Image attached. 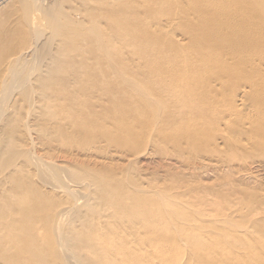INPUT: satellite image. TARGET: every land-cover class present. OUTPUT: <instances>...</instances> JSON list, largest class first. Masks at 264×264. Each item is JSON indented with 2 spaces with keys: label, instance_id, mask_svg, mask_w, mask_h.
<instances>
[{
  "label": "rangeland",
  "instance_id": "rangeland-1",
  "mask_svg": "<svg viewBox=\"0 0 264 264\" xmlns=\"http://www.w3.org/2000/svg\"><path fill=\"white\" fill-rule=\"evenodd\" d=\"M39 1L43 6L41 9L50 14L54 13L49 14V17L52 16L54 19L41 14L45 13L43 10L41 13L36 11L34 4L29 7L34 3L33 0H9L0 7V77L7 60H11L20 49L21 34L28 26L30 29L39 21L41 26L36 31L41 33V38L47 43L40 42L43 45H39L40 61L35 68L36 73L34 72L32 76L33 86L36 87L37 82H40L38 79L45 75L42 87H36L37 92L41 94L36 93L34 97V109L21 93L9 96L0 105V182L4 184L5 176H9V181L12 179L21 185L33 188L34 198L40 197L47 201L66 196L57 174H71V179L67 178V184L69 188L80 192L76 195L77 199L73 204L59 207L60 210L72 208L68 213H62L68 227L64 232L75 226L83 232L93 230L96 234H102L108 231L105 226L107 223L116 224L118 227L112 230L113 233H129L134 230L142 235L146 234L147 237H144L148 242H144V238H141L142 242L135 243L141 246L148 243L158 244L159 234L167 228L168 223L171 224L170 231H174L175 223L180 225L181 222L190 220L202 227V235L210 233L209 229L216 231L210 234L217 235L220 227L225 232L223 233L225 236L220 233L222 235L218 234L216 239L233 245V249L228 248L225 253H231L232 250L237 254V251L242 250L244 256L235 255L233 262L227 264H251L252 261L254 262L252 264H255V261L256 264H264V123L260 122V117L264 113L261 112V108L260 116L257 103L255 106L253 98L256 91L254 86L249 85L250 73L245 69L242 71L243 67L241 68V64L244 65L246 52H243V59L238 55L232 57L230 55L232 51L226 56L230 49L227 51L225 47L223 49L215 42L214 48L218 45L220 47L213 50L212 46L214 57L211 56L213 60L218 59L216 61L219 66L207 71L208 73L203 72L205 75H202L200 81L205 84V90L212 85L211 82L214 84L211 89L207 88V93H211L210 96L205 91L204 95L207 96H203L205 102L209 100L210 107L200 101V104L194 106V111L187 112L188 116L187 113L183 115L187 121L188 118L191 120L185 123L187 128L185 124H174L172 127V123L169 124L168 121L172 120L171 115L175 111L178 113L180 108L173 103V100L162 94L155 80L150 81L146 75L137 72L139 66L142 69L144 62L139 58L140 49L117 39L116 32L111 28L112 16L103 13L109 7L100 5L101 0ZM180 1L184 8L188 5V1L187 3L186 0ZM116 2L117 5L115 7L111 5L110 10L114 9L118 16H122V22L126 27H134L136 31L132 30L128 32L129 34L137 36L145 34L150 28L154 29L157 22H161L166 28L157 34L158 37L177 43L182 42L179 43L180 45L188 42L180 27L176 25L169 27L164 18L169 15L175 16L179 11L176 6L167 5L163 14L159 10H149L154 5V1L151 0H116L114 3ZM192 5L196 4L191 3L189 8L185 9L192 11ZM181 25L183 22L179 24ZM126 29L130 31L129 27ZM122 31L127 32L124 29ZM258 41L254 49L253 45L252 48H246L250 44L248 41L246 45L243 44V49L248 50V53L252 50L253 53L249 55L259 54L263 41L257 44ZM256 48L258 53L254 52L257 51ZM154 50L155 48L151 50L152 53ZM214 51L221 54L215 52V55ZM217 55L222 59L227 57L229 65L223 64L225 59L224 61L219 57L215 59ZM105 56L110 58V61L104 62ZM228 58L233 60L229 61ZM235 64L238 67H235ZM221 65L230 71L226 70V72ZM231 65L233 71L237 70L234 73ZM106 69L113 70L106 74ZM119 70H123L124 73L119 74ZM83 72L88 75L84 76L77 85L72 86V74ZM243 73L247 77H244ZM121 78L123 81L127 79L125 82L128 83L127 95L123 99V96L121 97L111 85ZM222 78L225 80H222L224 84L222 83L221 86L219 80ZM96 80L97 85L94 84V88L90 90ZM217 80L218 86L215 84ZM261 80L264 81V76L259 72L255 81L259 83ZM206 82L209 84L206 85ZM28 84L26 85L29 86ZM109 85L111 87L108 88ZM244 85L245 89H243ZM251 87L253 90L250 89ZM198 90L201 93L197 88ZM236 90L239 91L238 95L235 94ZM197 91L190 93L189 99L196 97ZM51 92L54 94H50ZM140 92L145 93L142 98ZM185 94L188 95L186 92ZM241 96L244 98L242 101ZM217 101L219 103L221 101L224 108L225 104L231 102L235 105L240 104L239 109L234 113L233 108L231 112L217 105V111L220 113L214 118L212 109ZM139 109L143 110L142 116L135 115V111ZM230 114L235 116L232 118ZM196 119L202 125L197 123ZM192 123L196 126V131ZM192 127L194 130H191ZM194 131L198 135L195 133L193 136L191 132ZM132 137L136 142L138 141L137 144L135 141L134 144L130 142ZM37 164L48 165L52 170L51 173L54 172L55 181L50 183L42 179ZM6 185L5 187H8ZM1 190L0 188V194ZM141 190H147L146 196L142 197ZM158 193L164 197L166 195L176 197L170 202L169 207L176 209L180 214L167 216L159 210L160 208L157 209L153 202ZM200 212L205 213L206 220L203 221L195 216ZM113 214L115 215L112 216ZM216 215L221 218L219 221H224L222 218L231 221L232 227H229L231 224H226V221H222L223 223L218 221L217 224ZM226 215L230 220L225 217ZM206 223L210 226L208 230L203 228ZM253 224L255 226H252ZM145 226L152 227L150 230L152 229L154 234L148 235ZM246 230L249 233H245ZM232 231H234L232 236L235 234V237L227 238L226 234H231ZM244 233L245 235L242 236ZM254 233L259 236V240H252L257 237ZM246 234L249 236L247 237ZM237 235L241 240L250 238V243L245 247L241 246L236 242L237 239L241 241ZM171 238L173 236H169V239ZM175 238L171 240L176 244ZM64 242L66 245L70 244L68 250L73 249L74 242L71 240ZM187 242V240L177 241L179 245L189 247ZM124 246L128 249V244ZM161 249L159 252L161 254L154 255L155 258L170 254L172 256L174 251L172 249L170 252L169 246ZM189 250L191 249H188L182 258V264H190L188 261L191 257L190 261L193 260V253ZM113 253L109 250L104 256L108 257ZM257 254L263 262H257ZM195 259L191 263L198 264ZM219 261L217 260L218 264L222 262Z\"/></svg>",
  "mask_w": 264,
  "mask_h": 264
},
{
  "label": "bare ground",
  "instance_id": "bare-ground-1",
  "mask_svg": "<svg viewBox=\"0 0 264 264\" xmlns=\"http://www.w3.org/2000/svg\"><path fill=\"white\" fill-rule=\"evenodd\" d=\"M7 1L9 0H0V7L1 5L5 4ZM115 1L116 0H111V1L101 0L99 4L109 7V9H107L103 13L104 15L112 16L113 21L111 23V28L114 29V31L116 32L117 39H119V41H121L122 43L124 42L132 46L139 47L140 49L139 58L142 59V61L144 62H142V69L139 66V69L137 68L138 69L137 72L138 73L140 72L146 75L147 76L146 78L150 79V81L151 79L153 82L155 80L159 84L162 94L169 100H173V103H175V105L180 108L178 110V113L175 111L171 115L172 120L168 121L169 124L172 123V127L174 124L179 125V124H185L187 122L189 123V121L191 122L190 118H188L189 121H187L186 120L187 118H184L183 115H185V113H187L188 111H194V106L198 103L200 104V101L203 102V104L205 105H208V106L210 105V102H208L209 100L205 102V98L203 99V96H207L208 94L207 88L211 89L214 84L211 82L210 83L212 84L210 85L211 87L209 86L210 88L207 87L205 90V87H204L205 84H202V82L200 81H201L202 75H205L203 74V72L206 73L209 70L218 68L219 63H217L218 59L216 58L219 57L220 59H222V57L219 55L215 57L217 61L212 59L214 57V54H213L211 47L215 44V42L221 45L222 48L225 47L226 50L230 49L228 53L225 50V52L227 53L226 56H228L230 52L232 51L230 54L232 57L233 55H238L240 56V59H243L242 58V56L244 57L243 52H246L245 53L246 58L244 59V63H243L244 65L242 66L241 64V68L243 67L242 71L243 69H245L246 72L250 73L249 78L251 77L250 79L251 81L249 85L254 86L256 93L258 92L257 96H256V93L254 92L255 95L253 99L255 100V106L257 103V110L260 112L262 108L261 112L264 113V81L261 80L259 83L255 81V78L257 77L259 72H261V75L264 76V50L262 49L264 48V35H263L264 33V0H186L185 3H187L188 1V5H186L185 8H189L188 6L191 3L196 4V5H192V11L186 10L183 6V3L180 0H151V1H154V5L149 9L151 11L159 10L160 13H163L165 7L170 4L176 6V8L179 9L178 13L175 16L169 15L164 18H166V22L167 24H169V27H172L175 25L180 27V30L184 33V36H186L185 37L186 40L189 42V43L183 42L184 43L183 45L179 44L182 42L177 43L169 39L164 40L160 38V36L159 37L157 36L159 32L163 31V29L166 28L165 25L161 22L160 23L157 22L154 26L155 28L154 29L150 28L149 32H146L145 34H142V35L138 34V36L129 34L128 32H131L132 30H134V27L128 26L130 31L126 29L128 27H126L125 23L122 22V16L120 15L118 16L117 13L114 11V9L112 11L110 10V8L112 9L111 5H114L113 7L117 5V2L116 4L114 3ZM33 2L34 3H31V6L29 7H32V4H34L35 6L34 5L33 6L35 7V10L41 13V10H43L41 9L43 7L41 6V2L39 0H33ZM121 6H123L122 3H121ZM90 8H92V6ZM83 13L85 12L83 11ZM92 13L90 12V14ZM41 14H44L45 16L49 17L50 13H47V11H45V13H41ZM53 14L54 13L50 15H53ZM50 18L54 19L52 18V16L49 17V19ZM182 22H183V25L179 26V24H181ZM40 26H41V23L38 21L34 23V25L30 29H29L30 26H28L26 30H24L23 32L21 31L22 34H21L20 46H19L20 49L15 53V55L13 56L11 60L10 59L9 61L7 60V65L3 69L4 72L2 76L0 77V105L4 103V101H6L7 98H9V96L11 97L14 94L21 93V95L24 94V96L26 97V100L30 104V107L34 109V102H33L34 97H36L35 96L36 93L41 94L37 92L36 87H42L41 84L43 83L44 78H45V75H42L41 76L42 79L40 80L41 77L38 79L40 82H37V86L36 87L33 86L32 82L34 80H32V78L34 77L32 76L34 75L33 73L34 72L36 73L37 71V70L35 71V68L37 67L39 63L38 61H40L39 60L40 58L39 45L41 44L40 42L43 41V38H41V33L36 31L37 28H39ZM92 27L90 28L92 29ZM104 27L106 28V26ZM50 28L52 27L50 26ZM122 29L127 30V32L122 31ZM258 34L260 35L258 36ZM258 40L261 42L263 41L262 43L263 47L260 48L261 51L259 52V54L254 53L255 54L254 56L249 55V53H251L252 50L248 53V50L245 51L243 49V44L245 43L244 45H246L248 41L250 42L251 45L248 44L249 46H246V48L247 47L252 48L251 46L253 45V49H254V45ZM45 41L46 40H44L43 42ZM259 41L257 44H259ZM44 44H47V43L45 42ZM218 46L216 48H214L213 46L212 47L213 50L220 47ZM153 48H155V50L152 53L151 50H153ZM255 50L257 51H254V52L258 53V49L256 48ZM240 51L242 52L240 53ZM215 52L216 51H214V53ZM218 54H221V53L219 52ZM211 55H213V57ZM27 57L30 59H28ZM226 58L227 57H224L222 61H224V59L226 60ZM109 59L110 58H106L105 56L103 61L107 62ZM230 59L233 60L232 58H228L229 61ZM214 61H216L217 64H215ZM224 63L226 65H229L227 60L224 61L223 64ZM235 65H234L235 67H238L237 64ZM238 65L240 66V64ZM221 68H224L225 71L226 70L230 71V69H226L227 67H225L224 65H221ZM233 69L234 68L232 66L231 70L233 73L237 71L236 69L235 71H233ZM106 70H107L106 74L107 73L109 74L111 70L113 69H106ZM113 72H116V71H113ZM120 73L123 74L124 73L123 70H119V74ZM237 74L239 75V73ZM87 75L88 74L86 72L73 73L72 74L73 76L72 86L77 85L79 81L81 82L82 78H84V76H87ZM244 77H247L246 74H244ZM99 78H101V76ZM223 78L220 79L221 81L219 80V83L221 84V86L223 83L222 80H225ZM125 80L123 81L121 78L118 80V82L111 84L118 91L120 96L121 97L123 96L122 99L125 98L127 95L126 88L128 86L127 85L128 83L125 82ZM97 83H98L97 80H96V83L93 82L92 84L93 86L91 88L89 87L90 90H92V88H94V84L97 85ZM206 83H207L206 85L209 84L208 82ZM219 83L217 80L215 84L218 86ZM26 84H28L29 86H27ZM89 85L90 84L88 82V86ZM111 85H109L108 88L111 87ZM72 86L69 85V87H72ZM47 87H48L47 89H49V86ZM197 88L200 89L201 93L199 92V90L197 91ZM243 89H245V85ZM243 89H241V91ZM250 89L253 90V87H251ZM238 90H236L237 92L235 93L237 95L239 93ZM195 91L198 92L196 97L193 96L191 97L192 99H189L188 97L189 94L190 93L192 94V92L194 93ZM204 91L207 94L204 95ZM142 92H140L141 98L145 94V93L143 94ZM185 92L188 93V95L185 94ZM50 94L53 95L54 93L51 92ZM184 94H185V97H183ZM237 95H236V102L238 98ZM209 96L208 98H211ZM217 97H218V94L215 96L216 100H217ZM234 98H235V95H234ZM242 98L243 96H241V101H242ZM230 101L233 102V100H230ZM241 101L239 97V102L241 103ZM232 102L227 105L225 104V108H226L225 109L224 106L221 105L222 104L221 101L220 103L217 101V104L213 106L212 116L216 118V114L220 113V111H217L218 110L217 105L219 107L223 106V109L225 110L229 109L231 110V112L233 108V112L234 113L237 112V109H239L240 104L236 103L235 105V103L233 104ZM142 111L140 109L139 111H135V115L142 116ZM240 112H242V110ZM261 112L259 113L260 116H261ZM232 114H230V116H232ZM187 116H188V113H187ZM220 116L223 118L222 115ZM197 120L198 119H196V122L201 124ZM260 122L264 123V115L260 117ZM186 126L187 124H185V127ZM185 127H184V130H185ZM194 127L196 131V126ZM218 127L220 128V125ZM191 130H194L193 127ZM195 131L194 133L191 132L192 135L193 134L195 135L196 133ZM196 135L198 134L196 133ZM134 141L136 142L135 138L132 137L130 142L134 144ZM37 167H39V169L37 170L42 179L50 183L55 181V178L53 177L54 172L51 173L52 170L50 167H48V165L37 164ZM57 175L61 179L59 183L63 185L62 186L64 190L63 192L66 194V196L57 197L55 198V200L48 199L47 201L45 199H41L40 197L34 198L35 192L33 188H30L28 185L27 186L26 185L24 186L23 184L21 185L15 181H12V179L11 181H9L10 180L9 176H5L6 181L4 184L3 182L2 183L0 182V188L2 189L1 194H0V200H1L0 202V264H182V258L186 255V252L188 251V249H191L189 251L193 253V260L190 261L192 257L189 261L187 260L188 262H190V264H193L191 262L194 261V258L197 259V260L195 259V261L198 264H210V263L218 264L217 260L218 261L220 260L219 263L222 261L223 264L224 263L227 264L228 262L232 261L235 258V255L244 256V254H242V250H240L241 252L237 251L238 252L237 254L235 253L236 251L232 252V250L230 251L231 253L224 252L228 248L233 249V245L232 244L228 245L226 243H223L222 242L223 240L219 241L216 239L218 238L217 237L218 234L225 233L224 231H222L220 227H219V230L216 229L217 231H219V233L217 232V235L216 234L213 235L210 233L213 232L214 230L209 229L210 226L206 223L207 225H204L205 227L203 228L207 230L209 229L211 232L210 233L207 232L208 234L203 233L204 235H202L201 233L203 231L202 227L198 226L196 223L191 222L190 220L183 221L181 222L180 225H178V223L176 225V223L174 222L175 223L174 231H170L171 224L168 223L167 228H164L159 234L160 241L158 244L148 243V244L141 245V246L136 245L135 243L142 242L143 240L141 238H144L145 240L144 242H148L147 239L145 238L147 237L146 234L143 233L144 235H142V233L140 234L138 232H135L134 230L133 232H129V233H124V232H114L113 233L112 230L118 227V225L116 224L111 225L107 223L105 226L107 228L106 230L108 231L102 234L100 233L96 234V232L93 230L92 231L84 230L83 232V231L78 230V228L75 226H72L71 228L68 229L67 232H64L65 230H67L68 227L66 225L67 224L66 219L62 213H68V211L72 210V208H68V209L66 208L64 210H60L59 207L63 205L68 206V205L73 204L75 199H77L76 195H79L80 191L69 188V184H67V178H70L71 174L64 175L62 173H59ZM7 183L11 185H8ZM5 185L8 187H5ZM107 188L109 189V187ZM146 191L147 190L140 191V194L142 195V197L146 196L145 194L147 193ZM175 198L174 196L170 197L167 195L164 197L162 194L158 193L156 195V200H154L153 202V205L157 209L160 208L159 210H162V213L166 214L167 216L170 214H177L178 211L176 209L169 207L170 202L173 201V199ZM179 214L180 213H178V215ZM210 214L208 215L212 217V215ZM216 214L219 215V213H216ZM114 215L115 214H113L112 216ZM195 216L198 217L199 219H202L203 221L206 220L204 218L205 213L200 212V213H197ZM217 217H216L218 219L217 224H219V222L223 223L224 221H226V224L232 223L231 221H228L225 218H222L224 219V221L222 220L223 222L219 221V219L221 220V218H219V216ZM225 217L228 218L227 215ZM177 218L178 216L176 217V220ZM209 224L211 225V223ZM252 226H255V224H253ZM145 227L147 228L146 232L148 233V235L154 234L153 230L152 229L150 230V228L152 227L150 228H148L147 226ZM214 227H211V228L215 229ZM229 227H232V224L229 225ZM253 230L250 229V231H253ZM243 231L245 230L243 229ZM232 233H234V231H232L231 234H226L227 235L226 237L230 238V236H232ZM245 233H249L248 230H246ZM245 233L242 234V236L245 235ZM250 234L252 235V232H250ZM223 235L225 236V234ZM234 235L232 237H235ZM169 236L170 237L173 236V238L171 239H174L177 236V238H175L176 244L173 242V240L169 239ZM237 236L239 237V235ZM254 236H257L256 233H254ZM257 237L252 238V240H255V241L259 240V236ZM129 238H131L132 240H130ZM208 239H213V240L216 239V240L211 241ZM244 239L241 240V237H239V240L241 241H238L237 239L236 242L240 243L241 246L245 247L247 246L248 243H250L251 240L250 238L246 240ZM65 240H68V241L71 240L72 242H74V244H72L74 250L73 249L68 250L70 244L66 245L64 242ZM186 240L188 241L187 243L189 247H187V245H182L181 243H180L181 245H179V243H177V241L185 242ZM156 241H158V239ZM125 244H128V249H126L127 247L124 246ZM131 244L133 245L130 246ZM175 245L176 246L178 245V247H176ZM167 246L170 247V252L172 251V249L174 250L172 251V256L170 254L169 256L168 255L159 256L155 258L154 255H158V253L160 252V249L161 248L166 249ZM109 250H112L114 252L113 254L110 255L111 257L104 256L105 253L109 252ZM161 252L163 254V250ZM153 256L155 260L154 258H152ZM259 261L263 262L262 258L257 254V262ZM252 263L254 262L252 261ZM255 264H256V261H255Z\"/></svg>",
  "mask_w": 264,
  "mask_h": 264
}]
</instances>
